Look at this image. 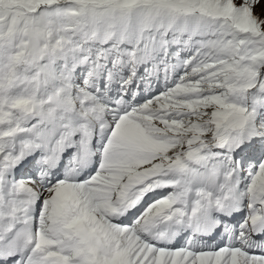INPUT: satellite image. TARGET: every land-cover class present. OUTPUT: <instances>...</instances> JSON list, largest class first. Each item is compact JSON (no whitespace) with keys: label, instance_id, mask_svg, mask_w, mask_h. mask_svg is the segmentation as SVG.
Listing matches in <instances>:
<instances>
[{"label":"snow or ice","instance_id":"snow-or-ice-1","mask_svg":"<svg viewBox=\"0 0 264 264\" xmlns=\"http://www.w3.org/2000/svg\"><path fill=\"white\" fill-rule=\"evenodd\" d=\"M0 264H264V0H0Z\"/></svg>","mask_w":264,"mask_h":264}]
</instances>
